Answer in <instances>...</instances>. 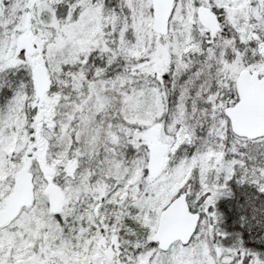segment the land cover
<instances>
[{"label":"snow or ice","instance_id":"6c2138e0","mask_svg":"<svg viewBox=\"0 0 264 264\" xmlns=\"http://www.w3.org/2000/svg\"><path fill=\"white\" fill-rule=\"evenodd\" d=\"M0 264H264V0H0Z\"/></svg>","mask_w":264,"mask_h":264}]
</instances>
